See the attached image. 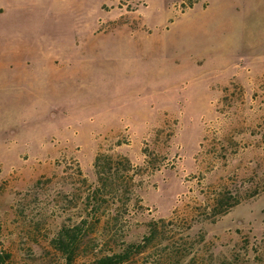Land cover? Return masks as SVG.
Wrapping results in <instances>:
<instances>
[{
  "label": "rangeland",
  "instance_id": "obj_1",
  "mask_svg": "<svg viewBox=\"0 0 264 264\" xmlns=\"http://www.w3.org/2000/svg\"><path fill=\"white\" fill-rule=\"evenodd\" d=\"M126 8L0 0V253L264 264V0Z\"/></svg>",
  "mask_w": 264,
  "mask_h": 264
},
{
  "label": "trees",
  "instance_id": "obj_2",
  "mask_svg": "<svg viewBox=\"0 0 264 264\" xmlns=\"http://www.w3.org/2000/svg\"><path fill=\"white\" fill-rule=\"evenodd\" d=\"M96 200L97 199H95V201ZM81 227L82 226H76V228L72 230L63 228L58 238H55L54 240V243L65 255L66 264H75L77 256L76 233L78 230L81 229ZM152 233L153 232L151 227L149 235H152ZM139 246L140 244L137 242L130 243L117 252L96 257L94 260L91 261L90 264H123L130 259V256L133 251H135L136 248L138 249ZM10 259V254H6L5 256H3L2 253H0V264H8V261H10Z\"/></svg>",
  "mask_w": 264,
  "mask_h": 264
},
{
  "label": "crops",
  "instance_id": "obj_3",
  "mask_svg": "<svg viewBox=\"0 0 264 264\" xmlns=\"http://www.w3.org/2000/svg\"><path fill=\"white\" fill-rule=\"evenodd\" d=\"M136 0H115L116 6H119L121 10H126L127 12L131 13L133 10L127 9L126 7L128 4L135 2ZM143 2L144 7H149L151 4L159 7L165 8V6L169 5V0H140Z\"/></svg>",
  "mask_w": 264,
  "mask_h": 264
}]
</instances>
